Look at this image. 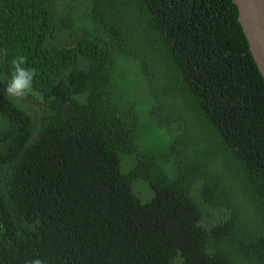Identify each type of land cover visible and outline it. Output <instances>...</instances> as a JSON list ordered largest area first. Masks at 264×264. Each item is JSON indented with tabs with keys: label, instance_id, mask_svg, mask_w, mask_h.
<instances>
[{
	"label": "trees",
	"instance_id": "16d2710c",
	"mask_svg": "<svg viewBox=\"0 0 264 264\" xmlns=\"http://www.w3.org/2000/svg\"><path fill=\"white\" fill-rule=\"evenodd\" d=\"M237 16L0 0V264H264V78Z\"/></svg>",
	"mask_w": 264,
	"mask_h": 264
},
{
	"label": "water",
	"instance_id": "95a60500",
	"mask_svg": "<svg viewBox=\"0 0 264 264\" xmlns=\"http://www.w3.org/2000/svg\"><path fill=\"white\" fill-rule=\"evenodd\" d=\"M249 50L264 78V0H232Z\"/></svg>",
	"mask_w": 264,
	"mask_h": 264
},
{
	"label": "clouds",
	"instance_id": "9594fccd",
	"mask_svg": "<svg viewBox=\"0 0 264 264\" xmlns=\"http://www.w3.org/2000/svg\"><path fill=\"white\" fill-rule=\"evenodd\" d=\"M27 58L25 56L14 57L11 61L12 74L5 92L15 98L27 96L32 91L34 77L37 75L35 68L26 67ZM27 264H43L39 258L28 261Z\"/></svg>",
	"mask_w": 264,
	"mask_h": 264
}]
</instances>
